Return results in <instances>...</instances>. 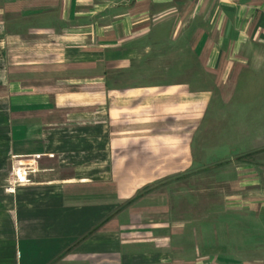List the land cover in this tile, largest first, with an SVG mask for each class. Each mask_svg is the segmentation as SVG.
<instances>
[{
    "label": "crops",
    "instance_id": "crops-1",
    "mask_svg": "<svg viewBox=\"0 0 264 264\" xmlns=\"http://www.w3.org/2000/svg\"><path fill=\"white\" fill-rule=\"evenodd\" d=\"M166 25L184 58L161 64ZM259 48L264 0H0V264H264L257 151L215 188L137 194L192 169L211 92L124 83L202 68L224 87ZM20 159L34 171L12 186Z\"/></svg>",
    "mask_w": 264,
    "mask_h": 264
},
{
    "label": "rangeland",
    "instance_id": "rangeland-1",
    "mask_svg": "<svg viewBox=\"0 0 264 264\" xmlns=\"http://www.w3.org/2000/svg\"><path fill=\"white\" fill-rule=\"evenodd\" d=\"M170 35V26H163L149 53L161 64L184 58H179L178 54L183 53L181 49H184L185 41H172ZM196 60L193 58L194 65L199 64ZM147 69L149 71L142 75L130 74L124 83L181 82L186 79V75L189 77L191 74L194 91H209L211 99L205 110V119L194 131L192 169L167 175L160 179V185H146L137 194L145 193L150 187L152 190L160 188L171 191V188L165 186V182L183 176H193L194 180L182 188L188 187L194 192L206 190L207 187L215 188V182L222 177L234 180L236 176L235 170L223 163L224 160L241 159L244 152L250 150L257 151L252 160H256L258 165H264V49L252 50L246 63L242 65V71L235 79L233 76L225 79L224 87L220 88L211 87L216 76H206L202 68H172L169 73L163 71L165 68H155L154 71ZM98 72L101 73V69ZM116 79H120L119 73L114 76V80ZM25 164L27 161L15 160L11 168L12 176L17 167ZM200 176L204 178L202 182L199 181Z\"/></svg>",
    "mask_w": 264,
    "mask_h": 264
},
{
    "label": "built area",
    "instance_id": "built-area-1",
    "mask_svg": "<svg viewBox=\"0 0 264 264\" xmlns=\"http://www.w3.org/2000/svg\"><path fill=\"white\" fill-rule=\"evenodd\" d=\"M34 169L31 164H25L17 167L13 172L12 186L27 184L29 182V175L33 173Z\"/></svg>",
    "mask_w": 264,
    "mask_h": 264
}]
</instances>
